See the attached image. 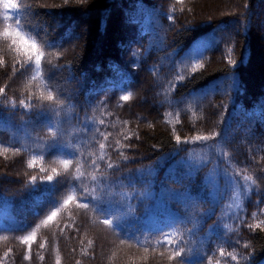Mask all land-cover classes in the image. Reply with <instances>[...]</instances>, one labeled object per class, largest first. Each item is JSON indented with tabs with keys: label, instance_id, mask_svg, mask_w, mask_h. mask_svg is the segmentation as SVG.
<instances>
[{
	"label": "trees",
	"instance_id": "1",
	"mask_svg": "<svg viewBox=\"0 0 264 264\" xmlns=\"http://www.w3.org/2000/svg\"><path fill=\"white\" fill-rule=\"evenodd\" d=\"M16 3L45 55L0 0V264H264V0Z\"/></svg>",
	"mask_w": 264,
	"mask_h": 264
},
{
	"label": "snow or ice",
	"instance_id": "2",
	"mask_svg": "<svg viewBox=\"0 0 264 264\" xmlns=\"http://www.w3.org/2000/svg\"><path fill=\"white\" fill-rule=\"evenodd\" d=\"M2 3H3V7L5 9H8V10H11L13 12V15L11 17V19L15 20V23H16V29L9 33L7 30L5 31V35L8 36V35H11L12 38H13V43H17L19 42L20 45L23 47V48H26L27 49V52H26V55L29 56V60L32 59V57L34 56L35 57V64H36V67H37V74H39V68H40V64H41V58L45 55V53L41 50L42 46H43V42H40L38 43L37 42V39L36 38H30V35L31 34H25V31L24 29L22 28V26L20 25V21L18 19V17L20 16V12L19 11H16L18 8H19V5L16 3V0H2ZM65 3H68V0H65ZM169 19H172V17H169ZM229 63H235L234 61H232L231 59H229ZM202 66V65H201ZM114 68L116 66H113ZM127 90V89H125ZM4 91L3 88H0V93H2ZM129 96L128 95H124L121 97V100L123 101H127L129 100ZM47 99L48 100H52L53 99V96L51 95V93H49V95L47 96ZM21 104H24V101H21ZM127 138V137H126ZM213 137H209V136H197L194 138V141H207L208 139H211ZM105 139H107V137L105 136ZM177 143H180V137L177 136ZM186 143L187 142H193V141H185ZM49 149L50 150H58V151H63V149L66 147V145L64 144H61L59 140H54L51 144L48 145ZM100 148L101 149H104L105 148V144L104 143H101L100 144ZM8 149H5V151H7ZM69 155H72V153H69ZM62 165L64 166L65 169L68 168V166L72 163L71 159H64L61 161ZM31 167V164L29 165ZM108 168H113V164L111 163H108L107 165ZM53 171H55V169H53ZM36 177H32L31 178V182H35L36 181ZM45 179L47 181H52L53 180V176L51 175H48L45 177ZM93 179H95V177H93ZM245 179H251V177H245ZM73 199L72 196H69L65 201H64V204L67 205L71 200ZM92 199L94 201H97L98 205L99 204H103L104 202L102 200H100L99 197L95 196L93 194L92 196ZM89 206L88 203H82V204H79L78 207H81V208H87ZM98 210H103V209H99ZM56 212H52L51 215L48 217V220H51L53 217L56 216ZM255 215V214H254ZM47 222V221H46ZM103 223L105 225H109L111 226L113 224V221L105 218L103 220ZM264 223V222H262ZM249 227H259V225H249ZM31 239V237H26L24 239V243H28V241ZM166 240H168L169 238L166 236L165 237ZM169 243H171V241L169 240ZM246 246V245H245ZM41 247L43 248L44 245L42 244ZM224 253L221 252V255H223ZM7 255V253L5 254ZM231 255V254H230ZM176 257H180L181 260H180V264H186V260L185 258L183 257V249H177L173 252V255L169 257V259H173V258H176ZM29 257H25V259H28ZM42 259V257H41ZM231 259L233 261L237 260V256L236 255H231Z\"/></svg>",
	"mask_w": 264,
	"mask_h": 264
}]
</instances>
